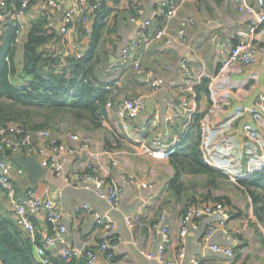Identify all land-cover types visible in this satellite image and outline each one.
I'll return each instance as SVG.
<instances>
[{"label":"built area","instance_id":"built-area-1","mask_svg":"<svg viewBox=\"0 0 264 264\" xmlns=\"http://www.w3.org/2000/svg\"><path fill=\"white\" fill-rule=\"evenodd\" d=\"M100 1L77 0L74 6L64 10L65 0H0V25L8 19L18 21L31 6L38 5L40 17L61 36L63 49H54L53 56L60 59L59 69H62L65 67L64 57L73 55L80 58L83 54L78 49L77 42L71 41L70 37L89 38L91 34L89 26L77 27L75 15L84 20L91 19L100 7ZM232 2L238 13L247 16L246 24L234 31L224 28V38L221 40L217 35L212 37L215 48L220 52L216 76L237 75L243 69H249L262 52L254 40L264 25V0ZM179 7L177 0H156L155 5H151L150 0H134L131 4L128 23L137 26L131 37L118 44L116 56H113L115 61L105 66L101 79L106 84L104 90L109 95L105 103V116L101 118V127L94 133L106 129L109 146L95 144L90 132L81 133L69 127H63L57 132L9 123L0 128V153H10L9 156L0 158V193L9 202L15 215V224L27 235L33 247L34 258L39 263L50 264V258H56L52 257L54 255L66 261L75 260L77 264H98L100 254H104L108 260H114L121 243L116 232L117 222L109 212L98 211L87 201L74 203L67 215H87L92 225L101 231V238L99 241L77 245L68 241L67 226L63 221L65 213L59 207L63 191L72 189L91 194L110 209H116L126 187H136L139 199L137 210L123 217L125 225L130 226L140 220L142 210L151 200L152 195L143 197L142 190L155 186L154 182H144L129 172L132 159L168 162L178 151L180 137L174 136L170 142L166 141L170 134L167 127L175 120L186 118L194 121L197 109L192 106L188 93L207 76L206 72L190 68L185 58L178 62V67L184 71L189 81L177 86V97L165 100L164 112L154 107L147 115V125L156 131L150 140L133 133L137 121L146 115L145 99L148 95L124 94L120 85L138 79L148 87L150 97L163 88L165 81L145 64L144 56L147 49L157 43L169 46L186 40L187 29L194 24V17L180 19L174 32L167 30L168 23ZM54 13L62 14L60 20H56ZM158 19L163 20L161 27L157 24ZM22 33L20 28L17 31V40L23 38ZM165 68L168 69L169 66ZM215 113L216 107L212 106L197 121L200 147L207 140L211 117ZM243 129L251 141L258 140V134L250 124H245ZM125 138L131 141L132 150L131 147L128 150L119 149L118 143ZM225 147L237 151L230 141L225 142ZM245 153L250 155L253 151L248 148ZM17 156L34 158L40 162L43 171L52 173L60 182L54 197L49 184L38 189L20 183L17 178H22L26 172L14 164L12 159ZM203 162L206 163L207 159L204 158ZM262 169L258 166L255 171L260 172ZM35 219L44 220L47 228L38 226ZM229 220L230 215L220 201H195L186 205L178 222L179 247L172 257H167L171 225L163 211L152 225L155 252L141 254L158 264H183L186 260L188 264H202L200 256L186 257L188 233L190 230H199L195 240L198 250L232 258L233 247L238 244V238L229 227ZM215 235H219L226 245L214 242L212 239Z\"/></svg>","mask_w":264,"mask_h":264},{"label":"crops","instance_id":"crops-1","mask_svg":"<svg viewBox=\"0 0 264 264\" xmlns=\"http://www.w3.org/2000/svg\"><path fill=\"white\" fill-rule=\"evenodd\" d=\"M76 1L65 0L64 10L74 6ZM104 1H106L107 7L112 9L107 20L110 24H115V31L109 34L108 42L102 44L101 49L105 52V56L107 54L108 63L112 64L115 61L118 44L131 37L137 26L128 23V15L134 0H119L118 3L112 0ZM155 1L150 0V4L155 5ZM177 1L180 7L168 23L167 30L174 32L178 21L184 17L192 16L195 22L188 27L184 42L169 46L157 43L145 52V64L154 69L155 73L165 81L163 88L152 97L155 101V109L161 111L165 100L178 96L177 86L188 83L189 80L184 71L178 67V62L181 59H187L190 68L202 69L206 72L207 76L201 79L192 92L188 93L192 106L197 109L194 121H189L186 118L173 121L167 127L170 134L166 141L170 142L174 136H177L180 137L178 150L184 147L183 145H188L191 141L190 136L193 137L194 134L196 119L202 117L210 107H216V113L211 117L207 140L202 147L199 142V149L202 161L204 158L207 159L205 164L216 171L220 177L216 178V185H211L205 175L181 174L179 182L182 189L176 193L170 187L176 171L171 161L134 158L128 168L129 172L144 182H154L155 184L154 188L142 190L143 197L150 194L152 197L146 208L142 210L140 220L130 226L123 222L125 215L132 214L137 210L139 199L136 187H126V192L116 209H110L91 194L65 189L62 198L59 199V207L65 213L63 221L67 226V238L73 245L99 241L101 238V231L92 225L87 215L78 214L73 217L67 215L74 203L87 201L98 211L109 212L114 217L117 222L116 232L121 238L116 258L108 260L104 254H100L98 264H122L124 262L158 264L155 260L147 259L141 254V252L152 254L156 250L152 225L157 216L164 211L171 225V240L166 250V256L172 257L179 247L177 228L183 208L195 201H220L225 205L230 215L229 227L238 238V244L233 247V257L227 258L210 251L198 250L195 240L199 230H190L188 233L186 257L200 256L202 264H264V226L255 214L251 198L239 184L240 181L256 173V167L264 168V99L262 100L264 97V25L257 32L254 40L262 50L255 64L249 69H243L237 75L216 76L220 52L215 48L212 37L217 35L221 40L224 38V28L234 31L244 27L247 16L236 11L232 0ZM119 12L120 15L115 17L114 15ZM61 15V13H56V20H60ZM39 16V6L33 5L18 21L6 20L0 25V46L3 27L7 23L18 24L19 29H22L23 38L20 41L16 40L19 43L24 40L30 23L38 19ZM74 18L77 27L87 25L91 28L92 19L84 20L79 15H75ZM157 24L161 27L164 24L163 20L158 19ZM70 39L77 42L81 52H86L89 47L88 38L81 37L79 39L73 36ZM61 48L63 49V45L60 41L54 49ZM166 66L169 68L166 69ZM120 86L124 94L143 93L148 95L147 98L150 97L148 87L138 79H133ZM147 115L149 114L146 112V115L137 121L133 133L150 140L156 131L147 125ZM245 124H250L258 134L256 142L246 136L243 129ZM90 133L95 144L110 145L106 129ZM226 141H230L236 146L237 151L234 152L226 148ZM118 146L119 149L128 150L131 147L132 150L133 148L131 141L127 138L120 141ZM248 148L253 151L250 155L245 153ZM17 179L21 180V178ZM28 184L30 185L29 182ZM47 184L51 185L54 197L60 187V182L53 177L51 172L43 171L36 188L42 189ZM0 212L15 222L14 212L6 197L1 193ZM205 222H207L206 219ZM35 223L42 228L48 226L42 219H35ZM212 240L226 245L219 235H215ZM52 257L58 258L55 255ZM0 264L2 263L0 262ZM183 264H188V261L186 260Z\"/></svg>","mask_w":264,"mask_h":264},{"label":"trees","instance_id":"trees-1","mask_svg":"<svg viewBox=\"0 0 264 264\" xmlns=\"http://www.w3.org/2000/svg\"><path fill=\"white\" fill-rule=\"evenodd\" d=\"M14 3L17 4L16 1ZM100 3L91 17L88 49L80 58L73 55L64 57L65 67L62 69H59L60 59L53 56L61 36L47 26L45 19L39 16L32 21L24 40L19 43L16 41L19 25L7 23L3 27L0 46V128L15 123L27 128L56 131L55 125L68 121L73 123L76 130L80 127L91 132L101 127L109 95L104 90L106 84L101 81L108 56L101 48L102 44L108 42L109 34L115 31V24L107 20L112 9L107 7L106 1ZM118 15L120 12L114 16ZM195 124L190 143L183 145L171 159L176 171L170 187L176 193L182 189L179 182L181 174L205 175L211 185H216V178L220 177L202 161L198 122ZM9 154L0 153V158ZM239 184L251 198L255 214L264 226V168ZM0 262L41 264L34 258L27 235L1 212ZM50 264L77 262L50 258Z\"/></svg>","mask_w":264,"mask_h":264},{"label":"water","instance_id":"water-1","mask_svg":"<svg viewBox=\"0 0 264 264\" xmlns=\"http://www.w3.org/2000/svg\"><path fill=\"white\" fill-rule=\"evenodd\" d=\"M112 58L113 57H111V60H113ZM145 104H146V112L150 114L155 107L154 99L152 97L146 98ZM12 160L15 165L25 170L30 185L36 187L37 182L41 178L43 173V167L40 164V162L31 157H20V156L14 157Z\"/></svg>","mask_w":264,"mask_h":264},{"label":"rangeland","instance_id":"rangeland-1","mask_svg":"<svg viewBox=\"0 0 264 264\" xmlns=\"http://www.w3.org/2000/svg\"><path fill=\"white\" fill-rule=\"evenodd\" d=\"M56 126V131L58 132V131H60V129L61 128H63V127H69V128H72L73 129V127H74V125H73V123L70 121H68V122H64V123H61V124H58V125H55ZM79 129H78V132H85L84 131V129L83 128H80V127H78ZM75 129V128H74ZM76 130V129H75ZM45 175V174H44ZM20 183L22 184V185H24V186H30L29 184H28V179H27V176L26 175H23V177L21 178V180H20Z\"/></svg>","mask_w":264,"mask_h":264}]
</instances>
